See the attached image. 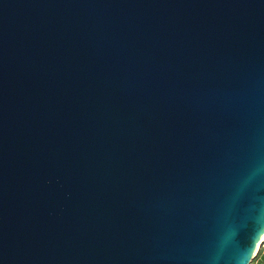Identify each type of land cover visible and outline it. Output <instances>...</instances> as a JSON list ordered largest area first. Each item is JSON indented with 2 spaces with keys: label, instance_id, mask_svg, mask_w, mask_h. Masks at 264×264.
<instances>
[{
  "label": "water",
  "instance_id": "water-1",
  "mask_svg": "<svg viewBox=\"0 0 264 264\" xmlns=\"http://www.w3.org/2000/svg\"><path fill=\"white\" fill-rule=\"evenodd\" d=\"M264 234V0H0V264H249Z\"/></svg>",
  "mask_w": 264,
  "mask_h": 264
},
{
  "label": "crops",
  "instance_id": "crops-1",
  "mask_svg": "<svg viewBox=\"0 0 264 264\" xmlns=\"http://www.w3.org/2000/svg\"><path fill=\"white\" fill-rule=\"evenodd\" d=\"M259 259H258V264H263L264 262V242L261 245V247L259 248Z\"/></svg>",
  "mask_w": 264,
  "mask_h": 264
},
{
  "label": "rangeland",
  "instance_id": "rangeland-1",
  "mask_svg": "<svg viewBox=\"0 0 264 264\" xmlns=\"http://www.w3.org/2000/svg\"><path fill=\"white\" fill-rule=\"evenodd\" d=\"M259 249H258V251L256 252V254H255V256L253 257V259L251 260V262L249 263V264H258L257 262H258V259H259ZM263 264H264V262H263Z\"/></svg>",
  "mask_w": 264,
  "mask_h": 264
},
{
  "label": "bare ground",
  "instance_id": "bare-ground-1",
  "mask_svg": "<svg viewBox=\"0 0 264 264\" xmlns=\"http://www.w3.org/2000/svg\"><path fill=\"white\" fill-rule=\"evenodd\" d=\"M263 242H264V234H263V236L261 237V239H260V241H259V243H258V246H257L256 252H257L258 249L261 247V245H262ZM256 252H255V254H256Z\"/></svg>",
  "mask_w": 264,
  "mask_h": 264
},
{
  "label": "built area",
  "instance_id": "built-area-1",
  "mask_svg": "<svg viewBox=\"0 0 264 264\" xmlns=\"http://www.w3.org/2000/svg\"><path fill=\"white\" fill-rule=\"evenodd\" d=\"M263 244V243H262Z\"/></svg>",
  "mask_w": 264,
  "mask_h": 264
}]
</instances>
